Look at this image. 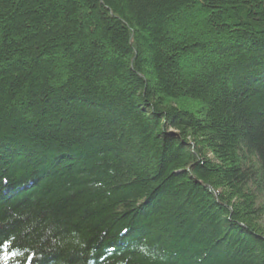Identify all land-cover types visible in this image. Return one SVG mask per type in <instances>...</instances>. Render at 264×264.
Segmentation results:
<instances>
[{
    "label": "trees",
    "instance_id": "1",
    "mask_svg": "<svg viewBox=\"0 0 264 264\" xmlns=\"http://www.w3.org/2000/svg\"><path fill=\"white\" fill-rule=\"evenodd\" d=\"M0 264H264V0H0Z\"/></svg>",
    "mask_w": 264,
    "mask_h": 264
},
{
    "label": "snow or ice",
    "instance_id": "2",
    "mask_svg": "<svg viewBox=\"0 0 264 264\" xmlns=\"http://www.w3.org/2000/svg\"><path fill=\"white\" fill-rule=\"evenodd\" d=\"M0 244H2V242H0Z\"/></svg>",
    "mask_w": 264,
    "mask_h": 264
}]
</instances>
